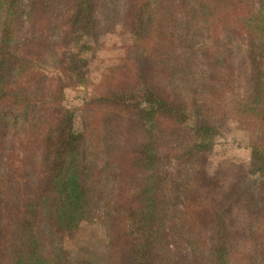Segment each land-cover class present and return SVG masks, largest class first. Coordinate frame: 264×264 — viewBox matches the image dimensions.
<instances>
[{
	"label": "trees",
	"instance_id": "trees-1",
	"mask_svg": "<svg viewBox=\"0 0 264 264\" xmlns=\"http://www.w3.org/2000/svg\"><path fill=\"white\" fill-rule=\"evenodd\" d=\"M92 2L0 0V264H264V0L102 5L135 42L83 100L101 113L93 157L45 72L85 83L80 51H60L101 31ZM207 96L253 130L221 202L202 178ZM93 222L103 249L74 254L66 241Z\"/></svg>",
	"mask_w": 264,
	"mask_h": 264
},
{
	"label": "rangeland",
	"instance_id": "rangeland-1",
	"mask_svg": "<svg viewBox=\"0 0 264 264\" xmlns=\"http://www.w3.org/2000/svg\"><path fill=\"white\" fill-rule=\"evenodd\" d=\"M105 0H93L92 11L100 15L101 31L96 37L93 35L81 38L76 43L72 42L67 48L60 51L61 56L70 59L80 51L81 61L73 62L75 67L84 71L85 83H77L79 75L76 72L69 73L58 67H47L45 72L48 77L66 84L62 105L76 109V125L80 127L85 122L88 132L85 143H80L79 153L87 149L91 157L100 152L98 149L97 129L99 128L101 113L98 111L82 110L84 98L93 93V86L101 81L109 65L122 63V59L131 52L134 37L129 30L124 28L120 18L113 14L104 15L107 9L101 10ZM101 11V13H100ZM99 13V14H98ZM105 32V33H104ZM85 43L89 48L82 49ZM81 79V75H80ZM203 113L207 118H212L216 124V130L210 136V149L204 162L202 178L204 181L214 184V199L216 202L224 200L225 193L233 182L238 180L241 168L247 167L249 160V148L253 130L244 121L238 107L225 105L222 98L207 96L203 102ZM87 147V148H86ZM104 231L97 222L81 227L73 239L66 241V246L74 254H83L91 249L101 251L103 249Z\"/></svg>",
	"mask_w": 264,
	"mask_h": 264
}]
</instances>
